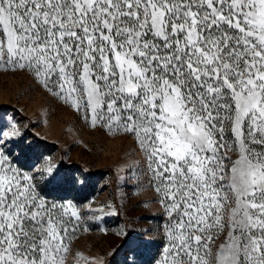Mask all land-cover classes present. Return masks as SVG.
Segmentation results:
<instances>
[{"label":"snow or ice","instance_id":"1","mask_svg":"<svg viewBox=\"0 0 264 264\" xmlns=\"http://www.w3.org/2000/svg\"><path fill=\"white\" fill-rule=\"evenodd\" d=\"M0 72L133 145L153 264H264V0H0ZM81 217L0 144V264H68Z\"/></svg>","mask_w":264,"mask_h":264},{"label":"rangeland","instance_id":"2","mask_svg":"<svg viewBox=\"0 0 264 264\" xmlns=\"http://www.w3.org/2000/svg\"><path fill=\"white\" fill-rule=\"evenodd\" d=\"M11 125L19 135L0 144L49 201L82 213L68 264L76 251L104 264H153L166 244V217L144 173L122 167L136 158L128 140L87 127L27 75L0 72V127Z\"/></svg>","mask_w":264,"mask_h":264}]
</instances>
